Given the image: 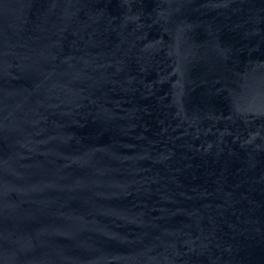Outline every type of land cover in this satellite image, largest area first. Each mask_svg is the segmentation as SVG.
I'll return each instance as SVG.
<instances>
[{
  "label": "water",
  "instance_id": "obj_1",
  "mask_svg": "<svg viewBox=\"0 0 264 264\" xmlns=\"http://www.w3.org/2000/svg\"><path fill=\"white\" fill-rule=\"evenodd\" d=\"M0 264H264V0H0Z\"/></svg>",
  "mask_w": 264,
  "mask_h": 264
}]
</instances>
